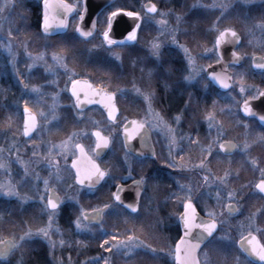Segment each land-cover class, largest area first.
<instances>
[{"label":"rangeland","instance_id":"1","mask_svg":"<svg viewBox=\"0 0 264 264\" xmlns=\"http://www.w3.org/2000/svg\"><path fill=\"white\" fill-rule=\"evenodd\" d=\"M29 1L31 0H0V110H3L4 104L11 107L12 110L17 109L24 106L25 101L37 115L42 110H57L53 99H45V95L54 96L56 94L53 82L61 76L59 72H62V75L70 81L82 75L81 73L89 72L88 63L84 62H89L92 58H90V49L102 48L104 60L107 59L106 62L111 61L122 68L123 63L126 62L130 69L135 66L139 68V74L134 70L131 71L133 74L136 73L135 78L142 80L140 83L142 87L138 88L140 91L133 93H135L143 112L142 119L158 134L160 153H163L165 144L177 149L178 135L173 127L169 129L165 126H169V123L165 122L159 113L162 108L157 107L159 99V96L155 95V91L159 89L157 83L171 80L175 84L174 89L178 96L184 95V89H187L184 105L183 107L181 105L176 111L187 112L186 104L191 102V114L198 116L202 106L196 105L194 89L199 88L204 92V85L208 83L204 81V72L212 63L209 60L205 61V58H209L210 51L208 53L205 51L204 42L199 43L198 38L201 34H212L208 39L211 41L220 31L234 28L243 37V49L246 52L247 64L250 58L255 55L264 57V26H262L264 25V7L259 12L255 11L257 7L264 6V0H172L176 3L179 2V5L176 6V3L173 5L174 2L171 3L170 0H153L159 10L156 16L147 23H154L158 34H138L137 47L140 46L144 49L139 53L105 48L102 34H95L92 41L83 42L74 34H60L61 36L52 37L51 34L43 31H40L41 33L34 32L30 12V6L33 4L27 6ZM235 7L237 8L236 13L233 11ZM196 14L200 15L196 16ZM161 20H164L165 23L161 24ZM173 36L179 41V44L173 41ZM189 37L190 40L186 42ZM157 39L162 44L159 56H156L152 50V43ZM6 45L11 48V51ZM180 45H185L190 50L195 61L194 65L189 63L188 54ZM169 49L174 50V57L167 51ZM54 52L64 55V64L67 67L55 60L52 55ZM114 53H119V55H114ZM41 54H43V59L34 62L33 58ZM99 55L101 57V52ZM173 59L176 64L172 63ZM101 60L99 58L94 61L101 62ZM106 68L112 72L110 63ZM116 72L118 78L123 77L120 76L121 71L118 68ZM231 72L233 75L231 91L220 99H211L205 109V123L213 130V137H208V147L199 143L201 135L195 131V134H189L191 136L187 138L188 145L191 144L189 150L191 156L182 157V162L177 161L171 165L174 169L183 170L186 167L187 170H190L186 176L181 174V180L176 182L178 200L186 201L190 188L193 203H197L207 217H209L210 209L217 213L222 212L219 209L220 205L228 202L227 192L231 191V188L228 183L216 179L218 177L213 175V170L206 161L204 162L207 166H201L200 161L203 158L200 157V154L205 152L206 157H210L216 150L214 137H216L217 124L215 123L221 116L220 113L234 116L239 103L256 92L251 91L248 80L254 78L263 80L264 78L263 76L255 77L251 68L247 67ZM190 74L194 79H187ZM33 85L39 86V91L34 90ZM241 86L244 91H241ZM145 94L150 99L146 98ZM43 101L47 102L43 103ZM195 110L197 111L195 112ZM209 113H213L215 117L211 127ZM157 114L161 119L154 124L153 119ZM224 120L226 119L224 118ZM195 121L198 120L193 118L192 126L198 127L199 125H196ZM174 125L179 127L178 118H175ZM6 129L8 130V127ZM7 130L0 129V160H4L8 164L7 168H0V184L8 185L11 182L18 190L19 195H8L0 189V240L11 238L20 241V237L25 232L29 229L33 231L30 237H25L15 247L11 254L13 258L8 261H0V264H8L9 261L10 264H105L106 260L108 264H174L173 246L168 243V234L161 229L164 228V221L160 216L159 218L154 215L155 211L151 210H139L135 215L128 214V216L127 212L121 211L114 203L101 202L102 205L108 204L109 207L104 212L99 225L86 229L76 227L75 232L69 233L60 229L58 224L60 215L56 212L49 235L45 237L36 232V229L48 225L49 216L52 213L47 212L44 201L25 193L27 181L23 172H16L17 169L23 170L24 164L16 162L15 165L14 161H11L13 157L11 142L14 140L11 138L8 140ZM173 133L175 141H173ZM243 139L242 134V136L240 135V143H242L238 148L239 152L245 151L243 144L248 143V140L243 141ZM179 153V150H174L173 155L176 156ZM16 155L21 159L20 152L17 151ZM166 156L165 158L168 159ZM205 176L210 177L211 182L205 181ZM129 177L130 175H127V178ZM222 185L223 193L220 194L218 200L217 192H221ZM239 185L240 190L244 188L241 183ZM153 190L151 188L150 193L146 195V205L153 201V197L151 199ZM235 196L233 202L238 205L237 214L234 218L222 212L216 217L220 221L219 225L223 230V235H217L214 240L212 238V244L204 246L200 250L198 255L201 264H246V261L241 258L243 256L239 254L230 258L229 263H225L224 256L221 255L219 249H222L221 252H223V246L231 244L235 246L237 239L249 232H261L264 239V230L256 225L255 216L250 215L246 208V201L242 198L244 194L240 193V196L237 197L235 193ZM98 198L97 200H101ZM38 203L41 204V207L32 206L34 212H31L30 204L40 206ZM101 203H97L99 208L102 206ZM97 206L93 208H98ZM242 208H245V211ZM79 209L78 212H81L84 207L79 204ZM130 234H134L138 241L143 242L138 243L132 253H129L126 248H117L115 245L118 241L115 239L108 240L107 244L104 243L108 237L119 236L123 240ZM61 240L64 241L63 244L60 243ZM217 241L222 243V246H219ZM87 244H92L93 249L87 248ZM213 245L216 246V249H211ZM152 248L157 251L154 253ZM30 250H42L44 253L38 254V258L31 262L27 260Z\"/></svg>","mask_w":264,"mask_h":264},{"label":"flooded vegetation","instance_id":"2","mask_svg":"<svg viewBox=\"0 0 264 264\" xmlns=\"http://www.w3.org/2000/svg\"><path fill=\"white\" fill-rule=\"evenodd\" d=\"M170 1L171 3L174 2L172 0ZM68 3L77 5L76 10L67 16L69 26L67 28L59 29L54 27L51 32L47 33L51 34L52 37L61 36L60 34H74L80 41H92L95 38V34H102L103 31L107 29L108 14L116 8L139 11L143 19L137 21L135 18L127 16L126 12L120 13L122 15L121 21H116L114 27L112 26L111 34H125L124 39L121 40L125 41L127 31H130L135 27L137 22L141 24V27L137 31V40L135 41H125L123 43H120L119 41L115 45L109 46L102 37V42L105 48H115L116 50L118 49V51H128L129 53L143 52L144 49L142 47H137L138 34H158L156 31V25L152 22L147 23L150 19L156 16L157 12L149 14L145 10V5L147 3H154L153 0L109 1L93 18L96 27L93 30L92 38H83L77 35V26L81 21L78 14L83 12L85 5L84 0H68ZM175 3L176 2H174L173 5ZM28 5H31L30 12L34 18V32L43 31V0H31L28 2L27 6ZM176 5H179L178 1L175 6ZM158 10L159 7L157 6V11ZM233 11L236 13L237 8L235 7ZM211 35L212 34H201L198 39L199 43L204 42L203 44L206 46L205 51H207V53L210 51L209 58H205V61L207 62L209 60L212 62L210 65H213L220 60L215 44L216 38L219 34L214 36V40H211L212 42L210 40L208 41V39L211 38ZM238 35L240 36V43L235 49V52L240 53L241 64L236 65L231 62L227 65V69L231 72L239 70L242 67H247L248 69L251 68L252 73L255 76L264 77V72L253 70L251 65L252 59L259 55L251 57L247 64L246 52L243 49V37L241 34ZM189 40L190 37L187 38L186 42ZM225 44L226 46L230 45V41H226ZM90 51V58H92L89 62H84L88 63L89 72L87 71L84 74L81 73L82 75H79L72 81L62 75V72H59L61 76L56 78L53 82L56 94L54 96L45 95V99H53L57 110H42L39 115L34 112L37 118V125L30 137L26 138L23 134L25 105L13 110L5 104L2 106L3 110H0V129L2 128L6 131V128L8 127V140L9 138L14 140L11 142L13 145V157L11 161H14L15 165L16 162L24 164V169H17L16 172H23L27 181L25 185V193H27V195L34 196L35 199H39V196L42 194L45 196L51 194L54 198H62L60 201V207L56 211L60 215L58 217V224L61 230L69 233L71 231L75 232V220L77 217L81 216V213L84 210H89V212H91L92 209H101L97 206L99 205L97 203L112 202L115 206L121 209V211H125L126 213V210L114 200L115 191L118 186L129 185L130 183L139 181L143 178L144 182L143 184H140L141 192L138 200V212L143 209L155 211L154 215H157L158 217L160 216L163 219L164 228L161 229L168 234V243L173 246L174 260L175 245L179 242L181 236H183L179 217L184 211L185 204V201L178 200L176 195L178 186L176 182L181 180L182 175H188L190 170H187L186 167H184L183 170L174 169L171 165H174L173 163L177 161L182 162V157L191 156V153L189 152L191 144L188 145L187 138L189 134H195V131H197V133L199 132L201 135L199 143L208 147V137H213V130H211L208 124L205 123V109L208 106V103L211 102V99H220L224 94L231 91L233 86L232 72L231 88L227 92L219 91L204 75V81L208 82L204 85V92L199 88L194 89L196 105L202 106L198 116H192L191 102L186 104L187 112L176 111L181 105L183 107V102H185L184 96L187 93V89H184V95L178 96L175 93V84L171 80H163V82L157 83L159 88L155 91V95L159 96L157 107L159 106V109L160 107L162 108V111L159 113L162 115V119L169 123V126L173 127L178 135L177 149L172 148L171 145L167 146L165 144L166 147L164 146L163 153H160L158 134H156L154 130L149 127V124L142 119L141 115L143 112L140 109L139 101L136 98L135 93H133L137 92V89L142 87V84H140L142 80L135 78L137 76L136 73L133 74L131 71L134 70L139 74V68L137 66H131L132 68L130 69L126 62L123 63V68L111 61L106 62L107 59L104 60L105 58L102 54V48H91ZM167 51L171 53L172 56L175 54L173 49ZM100 52L101 57L99 55ZM99 58L102 59L101 62L94 61ZM109 63L112 67V72L106 68ZM172 63L176 64L175 59L172 60ZM117 68L122 72H120V76L123 77H117ZM74 80H83L87 83L78 88L83 101L80 105L75 103L76 99L71 92V87L73 85L72 82ZM248 82L251 91H256L253 96H249L254 100L258 98L261 92H264V78L263 80L256 78L249 79ZM100 89H103L107 93L114 92L116 94L114 102L118 111L115 120L108 116V109L103 103H101V100L104 97L99 94H94L98 93ZM164 92L165 94H163ZM85 97L90 98L92 102L89 103L88 99H85ZM249 97L239 103L237 113H235L234 116H229L227 113L223 112L220 113L221 116L215 123L217 124L215 129L216 137H214L216 150L213 151L214 153L210 155V157H206L205 152H202L200 157L203 158V161H206L211 170H213V175L218 178L223 177L225 172L229 173L227 183L229 184L231 191L236 193L237 197L240 196V193L244 194L242 198L246 201V208L249 214L255 216V220L257 221L256 225L261 230H264V193H261L256 187L257 183L261 179H264V125L260 124L255 118H245L241 115L239 110L240 105L245 100H252L249 99ZM46 102L47 101H43V103ZM196 111L197 110H195V112ZM42 115L43 117H41ZM175 118L179 119V127L174 125ZM193 118L198 120L195 121L196 125H199L198 127L192 126ZM224 118L226 120H224ZM134 121L145 123L147 135H145V131H141L139 135L126 143L124 128L125 126H128L130 129L135 127L133 124ZM97 128H99L105 136L112 138L111 144L99 150L96 148L97 138L94 131ZM17 132H19V134H17ZM176 132L174 133L176 134ZM242 134L244 137L243 141L246 139L248 140V143L243 144V146L247 145V147L244 148L245 151L239 152L238 148L242 143H240V135L242 136ZM220 143H231L237 145V147H235L230 153H225L223 149L219 147ZM78 144L84 145L85 151L83 154L80 149L76 147ZM129 145H131V148ZM135 149H139L140 152H135ZM174 150H179L180 153L175 156L173 155ZM17 151L22 154L21 159L17 157ZM79 154L83 156L80 160H78ZM126 154L128 156L127 159H125ZM165 156L168 159H166ZM73 161H79L82 163V169L90 168L91 161H96L101 168L108 172V175L105 176L104 179L98 181L97 184L95 182L92 186L87 182L85 183L86 185H80L76 180L77 165L75 166ZM206 163L204 164L205 166H207ZM25 165H27V170H25ZM127 175H130V177L127 178ZM45 179L49 180L50 192L45 190ZM239 183L244 187L241 190L239 189ZM151 188L154 189V192L151 194V199L153 197L151 203L153 205L152 207L151 204H145L146 195L150 193ZM222 193L223 185L220 194ZM97 197L101 200H97ZM79 204L84 207V210L81 212H78L80 210ZM194 204L196 205L198 214L205 218H209L203 214L197 203ZM100 205H102V203ZM227 205L228 202H225V204L222 203L219 208L220 211L235 218L238 210H236L235 214L231 215L225 210ZM32 206L39 208L41 207V204L40 206L30 204V211L34 212ZM95 206L98 208H93ZM45 207L47 212L51 214L47 209L46 204ZM106 209L107 208L102 209L101 220ZM242 209L245 211V208ZM156 221H158L157 218ZM99 224L92 222L89 227ZM217 235H223V230L220 225H218V229L212 237L213 240ZM255 235L258 236L261 241H264L261 232L255 233ZM212 238L202 244L198 253L204 246L212 244ZM239 240L240 238L237 239L235 247L238 254L247 259L237 245ZM217 243L219 246H222V243H219L218 241ZM86 247L91 250L93 249L92 244H87ZM14 250L15 248L6 258H0V261H8L13 258L11 254ZM221 251L222 249H219L220 253H222ZM31 252L32 255H27V260L31 262H34L38 258V254L44 253L42 250H33ZM44 260L46 261L47 259ZM9 262L8 264H10Z\"/></svg>","mask_w":264,"mask_h":264},{"label":"snow or ice","instance_id":"3","mask_svg":"<svg viewBox=\"0 0 264 264\" xmlns=\"http://www.w3.org/2000/svg\"><path fill=\"white\" fill-rule=\"evenodd\" d=\"M43 5H44V12H43V31L45 33L51 32L53 28H67L69 26V22L67 19V16L73 11L76 10L77 5L76 4H70L68 3V0H43ZM87 11V5H84L83 12H80L79 19L83 21L84 19V13ZM149 11L151 13H156L157 12V5L155 3H152L149 6ZM129 17L135 18L137 21L142 20L143 17L141 16V13L139 11H131L125 8H116L114 11L110 12L108 14L107 18V29L103 31L102 37L106 41L107 45H115L118 43L116 39H114L112 33V26H113V21L115 18L120 14V13H125ZM161 24H164L165 21L161 20ZM264 26V25H262ZM96 27L95 21H93L92 29H86L82 25L77 26V30L80 33L81 37L83 38H92L93 37V30ZM141 24L137 22L135 24V27H133L130 31H127V35L125 37V41H135L137 40V31L140 29ZM175 31V30H173ZM231 34L233 38L236 40H239L240 37L238 36L236 30L234 28H226L222 31H220L219 35L216 38L215 44L217 46L221 45L224 43V41L227 39L228 34ZM173 41L177 44H179V41L175 39V37H172ZM125 41H120V43H123ZM161 41L159 39L154 40L152 43V50L153 53L156 56L160 55V49H161ZM185 49V52L188 54L189 58V63L194 65L195 61L194 58L191 56L190 50L185 46V45H180ZM6 47H9L6 45ZM9 51H11V48L9 47ZM31 55V53H29ZM55 60L58 63L64 64L65 57L64 55L60 53H53L52 54ZM114 55H119V53H114ZM221 58H223V53L220 54ZM235 58L240 57L239 52H234L233 53ZM34 62L39 61L43 59V54L35 56ZM64 67H67L66 64H64ZM257 68L259 69H264V63H260L256 65ZM211 77L216 80L220 85H222L224 88H228L230 85L228 83V80L230 79L229 77L222 76L216 72L210 73ZM187 79L192 80L194 79L193 75H189ZM72 86V93L76 97L75 103L77 105H80L83 103L81 96H80V90L76 87V85L80 84L81 82L78 80H74ZM27 87V85H25ZM34 90L39 91V86L33 85L32 86ZM137 91H140V89H137ZM241 91H244L243 86H241ZM94 94H99L102 95L104 98L101 100V103L105 105V107L108 109V116L115 120L116 119V113L118 111L116 105H115V93H107L103 89H100L98 93ZM146 98L147 97V94ZM261 96H264V92L260 93ZM85 99H88V102L91 103L92 100L88 97H85ZM150 99V98H149ZM249 99H252V97H249ZM243 110L245 113L251 114L253 112L252 105L249 103V100L244 101V107ZM25 112L27 113V120L25 121V127H24V132L26 134L31 133L33 129L37 125V118L36 114L32 111L31 108L28 107V102L25 101ZM161 119L159 115L157 114L156 117L153 119V123L155 124L157 120ZM261 120H264V115L260 116ZM215 117L213 113H209V125L210 127L214 123ZM133 124L135 127L129 128L128 126H125L124 132L126 134V139L125 142H129L132 139H134L137 135L141 133V131H145L146 133V125L143 122L140 121H134ZM166 127L167 126L165 125ZM95 131V136L97 138L96 141V148L102 149L104 147H107L109 144L112 142V138L109 136H105L103 132L97 128L94 130ZM198 139V138H197ZM173 141H175V135L173 133ZM63 147V145H62ZM83 154L85 149L83 144H78L76 145ZM131 148V145H129ZM219 147L221 149H226L228 147L227 143H220ZM232 148L237 147V145L232 144ZM247 147V145H245ZM135 152H140L139 149H135ZM128 156L127 154L125 155V159H127ZM91 160V158L89 157ZM73 164L76 165V161H73ZM201 166H204L205 162L203 160L200 161ZM8 164L4 160H0V168H7ZM25 170H27V165H25ZM76 180L79 181L80 185H84L86 182L92 186L95 182H98L102 179H104L105 176L108 175V172L101 168L96 161H91V167L88 169H81L79 165L76 166ZM229 176L228 172L224 173L223 177L216 178L224 183H227V178ZM205 181H209L210 177L205 176L204 177ZM144 180L141 178V180L136 181L135 183L137 185L143 184ZM44 187L45 190L50 192L51 190L49 189V180L45 179L44 180ZM256 187L259 189L261 193H264V179H261ZM0 189L5 191L8 195H19L18 190L15 188L14 185L11 184V182L8 183V185H3L0 184ZM123 190V185L119 186L117 188V191L114 194V199L117 202L124 203L121 197V191ZM191 190L189 188V194L186 197L185 201V211L184 213L181 214V220L183 221V226H184V235L181 236L179 242L175 245V251H174V257L175 259L179 262V264H201L200 257L198 255V250L201 248V245L205 243L206 238H212L214 233L218 229V225L220 221L216 219L218 215H221V213H217L214 210H209V219L207 220H201L200 222H197V210H196V205L193 203V200L191 198L190 194ZM137 197H139V190H137ZM217 198L219 200L220 198V193L217 192ZM227 198H228V210L229 212L236 211L238 208V205H236L233 201L236 198L235 193L232 191L227 192ZM39 199L41 201H44L47 209L52 213V215L49 216L48 220V225L46 227H41L36 229L35 231L38 233L43 234L45 237L49 235V230L52 227V221H53V216L55 215L56 211L60 207V201L62 198L56 197L54 198L51 194H48L47 196L45 195H40ZM128 209L132 210H137L139 208V202L135 203H128L127 205ZM109 205L105 204L101 206V209H92L91 212L89 210H84L81 213V216L77 217L75 220V225L79 229H86L89 228L90 224L92 223L93 220L98 219L102 215V209L108 208ZM83 221V222H82ZM194 228H199L201 229V233L198 237L192 238V230ZM32 229H29L27 232L24 233L23 236L20 237V241L14 240V239H6V240H0V258L7 257L10 253L11 250H13L21 241L25 239V237H30L32 235ZM115 239L118 241V243L115 245L117 248H126L129 253H132L135 248L137 247L138 243H143L142 241H138V239L134 236V234H130L127 237H125L123 240L119 238V236L116 237H108L107 240L104 241L105 244L108 243V240ZM241 241V248H243L244 252L248 254V264H256V260L253 259V257L258 258V260L261 262V264H264V241H261L258 236L255 235V233L249 232L247 236L241 235L240 237ZM61 244L64 243L63 240L60 241ZM151 247V246H149ZM152 251L155 253L157 250L155 248H152ZM105 264H108L107 260L105 261Z\"/></svg>","mask_w":264,"mask_h":264},{"label":"water","instance_id":"4","mask_svg":"<svg viewBox=\"0 0 264 264\" xmlns=\"http://www.w3.org/2000/svg\"><path fill=\"white\" fill-rule=\"evenodd\" d=\"M109 1H111V0H84L85 4L87 5V11H86V13L84 15L83 21H80V24L79 25H82L86 29H91V24H92V21H93L94 16ZM150 5H151V3H147L145 5V10L149 14H154V13H151L149 11V6ZM121 16L122 15L119 14L115 18V20L113 21V27H114L116 21H121ZM77 33H78L77 35H79L81 37V35L78 32V30H77ZM112 35H113L114 39H116L119 42V41H121V40L124 39V35L125 34H112ZM226 41H230V45H227L226 46V44H225ZM239 43H240V39L239 40H236L229 33L227 39L224 41L223 44H221L219 46L216 45V47H217V53H218V56H219L220 60L218 62H216L215 64L209 66L205 70V76H206V78L211 82V84L215 88H217L221 92H227L230 89V87H231L232 75H231V72L227 69V65L229 63H231V62L235 63L236 65L241 64V57L235 58L234 55H233V53L235 52V49L237 48V46L239 45ZM221 53H223V58H221V55H220ZM260 63H264V58H262L260 56H255L252 59V62H251V65H252L253 70H255L257 72H264V69H259V68L256 67V65L257 64H260ZM212 72H216V73H218V74H220L222 76L229 77L230 79L228 80V83H229L230 86L228 88H224L222 85H220L216 80H214L211 77L210 73H212ZM80 82H81L80 84L76 85L77 88H80L81 86L87 84L83 80H80ZM71 92H72V87H71ZM74 97H75V95H74ZM75 99H76V97H75ZM249 103L252 105L253 112L251 114L245 113L244 110H243V107H244V102H243V103H241L240 109H239L241 115L243 117H245V118H255V119H257L260 122V124L264 125V120H261L260 119V116L261 115H264V96H261L259 94L258 98L254 99V100L253 99L252 100H249ZM26 120H27V113L24 110L23 134H24V136L26 138H28V137H30L32 135L33 131L31 133H28V134H26L24 132V127H25V121ZM227 144H228V147L226 149H223V151L225 153H230L231 151L234 150V148L231 147V145H232L231 143H227ZM82 158H83V156L81 154H79L78 160H80ZM76 165H80V168H81L82 163H80L79 161H77L76 162ZM77 183L79 184V181L78 180H77ZM97 183L98 182H96V184ZM84 185H86V184H84ZM137 190H139V195H140L141 187H140V185H137L135 182H132L129 185L123 186V190L121 191V197H122V200H123L124 203H120V202H117L116 201L119 205H121L124 209H126L127 211H129L132 214H135L137 212V210L134 211L132 209H128L126 205L128 203H135V202H137V200H139V197H137ZM116 191H117V189H116ZM225 210H226L227 213H229L231 215L236 213V211L229 212L228 205L225 207ZM184 211H185V207H184ZM184 211L182 213H184ZM180 217H181V215H180ZM180 217H179V222L181 223V227H182L183 235H184L183 221L181 220ZM207 219H209V218H205V217H203L200 214L197 215V222H200L201 220H207ZM92 222H94V223H100L101 222V216L98 219L93 220ZM201 231L202 230L199 229V228H194L192 230V238L198 237L200 235ZM208 239L209 238H206L205 242ZM4 240H6V239H4ZM237 245L240 248V250L248 257V254L246 252H244L243 248H241V246H240L241 245V241L240 240L238 241ZM4 258H6V257H4ZM253 259L256 260V263L261 264V262L258 260V258L253 257ZM174 261H175V264H179V262L175 259V257H174Z\"/></svg>","mask_w":264,"mask_h":264},{"label":"trees","instance_id":"5","mask_svg":"<svg viewBox=\"0 0 264 264\" xmlns=\"http://www.w3.org/2000/svg\"><path fill=\"white\" fill-rule=\"evenodd\" d=\"M262 7H264V6H259V7H257L256 9H255V11L256 12H259V10L262 8ZM197 15H200V14H196V16ZM33 17H32V20H31V24H32V26L34 27V22H33ZM253 74V73H252ZM254 75V74H253ZM255 76V75H254ZM255 77H260V76H255ZM213 248H215L216 249V246H212V248L211 249H213ZM29 254L30 255H32V252H31V250L29 251ZM223 254V256H224V259H225V263H229V261H230V258L232 259V258H234V255L235 254H238V251L236 250V247L235 246H233V245H225V246H223V252L221 253V255ZM242 258V260L243 261H246V264H248V260H246V258H244V257H241ZM214 259H218V258H214ZM234 260V259H233Z\"/></svg>","mask_w":264,"mask_h":264}]
</instances>
